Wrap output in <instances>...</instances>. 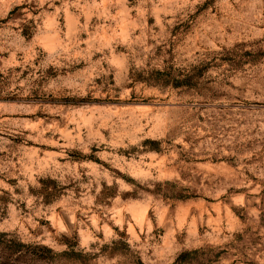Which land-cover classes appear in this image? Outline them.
<instances>
[{
	"label": "rangeland",
	"instance_id": "rangeland-1",
	"mask_svg": "<svg viewBox=\"0 0 264 264\" xmlns=\"http://www.w3.org/2000/svg\"><path fill=\"white\" fill-rule=\"evenodd\" d=\"M0 264H264V0H0Z\"/></svg>",
	"mask_w": 264,
	"mask_h": 264
},
{
	"label": "trees",
	"instance_id": "trees-1",
	"mask_svg": "<svg viewBox=\"0 0 264 264\" xmlns=\"http://www.w3.org/2000/svg\"><path fill=\"white\" fill-rule=\"evenodd\" d=\"M66 254V252H64ZM20 257L33 260L35 262H45L55 256L52 248L45 245H31L21 243L18 251ZM186 253H181L177 259V263H181Z\"/></svg>",
	"mask_w": 264,
	"mask_h": 264
}]
</instances>
